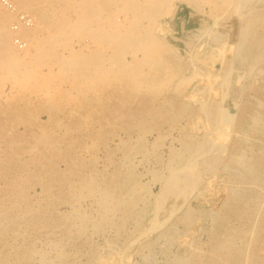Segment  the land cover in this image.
Returning a JSON list of instances; mask_svg holds the SVG:
<instances>
[{
    "label": "bare ground",
    "instance_id": "obj_1",
    "mask_svg": "<svg viewBox=\"0 0 264 264\" xmlns=\"http://www.w3.org/2000/svg\"><path fill=\"white\" fill-rule=\"evenodd\" d=\"M181 3L212 20L186 58L168 42ZM138 154L160 165L153 203ZM71 199L134 242L180 224L169 264H264V0H0V264H54L43 234L80 264L65 249L88 245L90 220L61 210Z\"/></svg>",
    "mask_w": 264,
    "mask_h": 264
},
{
    "label": "rangeland",
    "instance_id": "obj_2",
    "mask_svg": "<svg viewBox=\"0 0 264 264\" xmlns=\"http://www.w3.org/2000/svg\"><path fill=\"white\" fill-rule=\"evenodd\" d=\"M176 11H177L176 15L172 20L173 25H174L173 27L175 29V33H173V35H172V33L169 35V37H168L169 41L168 42H170L173 46L176 45L175 47H177L179 49L180 54L185 58L187 57V53L189 51L187 48L188 46H186V44L188 41L192 40V38H193V40H195V43L197 44L198 48L202 46L201 49L203 51L205 49H207L209 46L207 44V41L209 40V38H207V37H209V36L204 34L203 30H205L208 27L210 28V24H212V20L209 19L207 16H203L201 13L196 14L194 12L195 13L194 14L193 11L191 10V8L188 5H186L185 3H181ZM205 19H206V21H205ZM204 23H206V24H204ZM212 45H213V47L215 46L214 41L211 42V46ZM203 48H205V49H203ZM214 50L210 51V53L208 54V57H210V56H212V58L214 57L213 56ZM203 55H204V53H203ZM203 55H201V56L203 57ZM217 67L220 68V65L218 64ZM175 134H176V132H175ZM170 144H171V141L169 142V138H167V140H165L164 147H162L163 149L162 148L160 149V153L164 158L168 154L167 152L169 150ZM164 151H165V153H164ZM136 157L137 158H135V162H139V163H135L136 165H138V166H136V170L139 173V176H141L140 179H142V182H144L145 185L148 187V189L151 190L152 193L150 192V194H152V196L148 195L147 198L150 200L152 199L151 203H153L156 195H158L161 191L164 190V185H163V182L160 183V181H156V180L154 181V179L152 177V173H149V172H152L154 170L159 169L160 165L155 163V162H152V161L150 163L146 162L147 160L143 159L141 157V155H139V154ZM140 159H142V161H140ZM14 163H15V160L12 162V169L17 170L19 167H17V165H14ZM156 164L158 166H155ZM148 170H152V171H148ZM19 171H20V169H19ZM221 181L217 180L216 181L217 184L216 183L213 184V185H215V187L217 186L216 188H219V190L223 187L222 184L220 183ZM218 184H220V185H218ZM219 190L217 192H220ZM38 191H40V190L38 189ZM208 194L209 193L207 191V196H208ZM212 197H215V196L209 195L207 198H212ZM195 201H196V203H195ZM180 202H181V199H179L177 201V204H180ZM174 203H175L174 198H169L166 200L165 206L160 212L161 218L168 217L169 211H170L172 205H174ZM190 204H192L191 206H193L194 209H201L199 206L200 201H198V199H192ZM61 210L66 211V212H70V211L74 212L77 210L81 215H84L87 219L90 220L88 225H87V227H88L87 231H88V234L90 236V238H89L90 244L88 243V245H87V243H84L83 245H80V247L77 249H76L77 246L73 247V248L68 247L65 249V251H68L70 253L69 259H71V260L75 259V262L76 263L78 262L80 264H98L97 263L98 261L96 260L98 258H99V261H102V263H104V261L107 262L109 260H111V261H116V260L120 261L121 260L122 262H124V260L126 259V264H169V261H168L169 257H168V255H166L164 250L166 251V249L168 247L167 252L168 253L170 252L171 255L173 253H176L177 251L181 250V248L178 247V242H181L179 240H183V238L186 236V235L183 236V234H184V229H182L183 227L180 224L173 222L172 225L170 226L169 230H168V226H167L166 230L165 229L163 230L164 231L163 234H165V235L159 236V238H158L159 231L157 229L150 231L149 237H147L146 239L151 238L152 240H154L153 238H155V239L158 238V240L155 241V243L151 245L152 247L148 248V245L146 246V243H143V241L144 242L146 241V239L144 240V238L140 239V241L138 240L137 242H134L135 237L139 231L138 230L136 231L133 228L134 227L133 224L127 225L126 231L124 230V232H121L119 234L116 230H114L113 227H111V228L110 227H106V228L104 227V228L97 229L94 222L97 221V219H98V211L93 208L91 201L88 199L82 200L81 202H77L75 200H72L70 202V204H63L61 206ZM151 217H152V215L150 214L149 216L144 217V220L146 222H148V220H150ZM161 228H163V227H161ZM196 233H197V235H196ZM199 233L200 232H198V231H194L191 234V236L193 235L197 240H200V243L206 242L208 239L207 233H205V231H204V234L201 233L200 237H199ZM152 235H153V237H152ZM201 235H202V237H201ZM180 236H182L183 238ZM140 242H141V244H140ZM49 243H50V239L47 238V236H45L43 234L35 241L34 245L38 250L45 252V254H46L45 257L47 258L48 261L53 262L54 264H58L57 263V257H56V251L60 250L61 248L58 247L56 250H53L49 247ZM130 243H132V245ZM91 244L93 245V247H91ZM77 245L79 246V244H77ZM108 245H109V247H108ZM163 245H165L166 248ZM90 247H91V249L93 248L94 250H96L97 254H100L99 255L100 257L98 256L96 259L94 258V259L90 260L88 257V254H87V252L90 250ZM163 247H164V249H162ZM109 248H111V250ZM67 249H69V250H67ZM114 249L116 250L117 253L116 252L114 253ZM77 250H80V251H77ZM147 256H149V257H147ZM147 258H148V260H146ZM149 258H150V261H149ZM144 259L146 261H144ZM122 262H121V264H122ZM68 264H70V263H68Z\"/></svg>",
    "mask_w": 264,
    "mask_h": 264
}]
</instances>
